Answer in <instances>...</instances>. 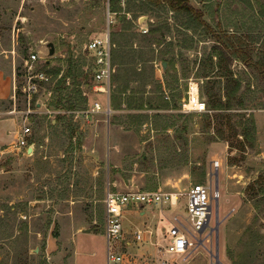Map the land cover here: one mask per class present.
<instances>
[{
	"label": "rangeland",
	"instance_id": "1",
	"mask_svg": "<svg viewBox=\"0 0 264 264\" xmlns=\"http://www.w3.org/2000/svg\"><path fill=\"white\" fill-rule=\"evenodd\" d=\"M189 3L214 31L238 35L251 47L253 61H264V0ZM114 10L108 26V0H0V53L11 52L5 61L13 62L20 75L14 82L18 89L30 53L39 57L35 68L50 78L51 71L66 70L69 58L93 74L84 47L107 32L114 68L111 113L77 125L83 142L70 141L61 127L50 126L54 116L45 112L51 98L48 82L32 98L33 113L26 123L33 152L17 149L15 140L0 153V264H72V236L86 229L93 232L76 237L75 264H106L103 199L108 190L215 188L214 162L219 163L217 233L213 202L202 245L189 254L161 255L156 247L135 242L127 249L121 240V261L109 264H264V83L257 72L232 61L228 69L239 86L227 100L226 87L231 86L213 57L215 43L192 17L147 0H119ZM48 43L54 47L52 56ZM132 66L139 77L129 82L121 96L125 103L114 110L120 78ZM190 81L198 83L206 112L181 110ZM93 86L91 79L85 87L88 98L95 95ZM95 96L105 107L106 96ZM126 101L142 108H130ZM10 106L13 99L0 103L4 110ZM15 106L19 112L26 108L21 93ZM12 116L21 127L20 114ZM147 208L151 211L143 218L125 211L122 225L131 232L127 239L132 241V232L145 224L168 227L159 207ZM184 208L183 199L164 212L184 214Z\"/></svg>",
	"mask_w": 264,
	"mask_h": 264
},
{
	"label": "built area",
	"instance_id": "2",
	"mask_svg": "<svg viewBox=\"0 0 264 264\" xmlns=\"http://www.w3.org/2000/svg\"><path fill=\"white\" fill-rule=\"evenodd\" d=\"M111 13L108 11V26L113 23ZM146 29L141 28V33H146ZM112 44L110 42L109 32L103 36L92 38L87 42L84 49L87 52L93 65L92 83L93 91L106 96V105L102 106L97 100H93L91 105L83 110L59 111L48 110L46 114L55 116L57 114H67L72 116L73 121L77 119L87 120L90 116L103 113L106 118L109 117L111 110L109 107V92L111 76L114 68L111 65ZM39 57L35 53H30L22 63L23 80L22 86L18 89L13 86V107L8 112L9 115L20 114L22 126L17 132L15 146L17 149H32L34 144L30 141L31 129L26 125L28 116L33 113L31 109L32 98L39 93L41 84L48 83L50 77L44 72L35 68V63ZM20 92L26 100V108L24 111H17L15 106V96ZM86 96V94L84 93ZM183 112L203 113L206 112L205 103L199 97V85L190 81L187 84L185 97L180 103ZM28 153V154H29ZM213 169L217 172L219 163H213ZM209 175H213L211 172ZM218 190L211 184H194L187 191L181 193L179 191H140L129 190L126 192L105 193L103 204L104 214V236L107 242V263H119L121 256L117 252L118 244L123 238L122 218L123 211L129 205H137L141 207L157 206L160 211H170L176 208L179 203L185 200V213L171 214L165 218L168 222L167 228H162L157 236L148 228L135 229L131 236L135 243H147L156 247V251L161 255L173 257H182L192 252L197 246L202 245L199 240L202 233L208 228L209 220L212 214V204L218 200ZM113 243H117L115 247ZM164 263V261H162Z\"/></svg>",
	"mask_w": 264,
	"mask_h": 264
},
{
	"label": "trees",
	"instance_id": "3",
	"mask_svg": "<svg viewBox=\"0 0 264 264\" xmlns=\"http://www.w3.org/2000/svg\"><path fill=\"white\" fill-rule=\"evenodd\" d=\"M147 1L154 4L155 6L163 4L172 13H183L192 17L198 23V25L203 27L206 33L212 37L215 43L213 47V57L216 59L217 67L221 65L224 67L225 74L227 76L226 84L231 86L230 90L228 87H226L227 100L232 97L239 86L238 82L232 79L231 73L228 69L230 62L232 61H238L244 67L257 72L259 78L264 83V61H253L251 47L238 35L214 31L203 19V13L201 10L195 9L189 3V0ZM118 2L119 0H108V8L110 12H116L114 10V4H118ZM16 70H18V68ZM124 72V76L120 78V89H118V92L113 96L112 99V109L114 110L118 109L122 103H125L122 101L123 99L121 96L128 90L129 82L136 81L137 77H139V73L135 71L134 66L128 69L125 68ZM50 74L52 77L50 78L49 82L52 86L49 88V92L51 94L50 102L47 104V108L49 110L71 111L83 110L87 107L88 97H86L84 93L86 92L85 87L89 86L90 80L92 78L91 72L80 70L77 67L76 62L69 58L68 66L66 70L62 72V74H60V69L51 71ZM15 75L16 77L20 76L17 71L15 72ZM19 94L20 92H17V95ZM138 99H140V102L142 101V98ZM126 103L130 108H142V105L132 106L129 101H126ZM54 118L55 124H50V126L61 127V129L67 133L66 138H69L70 141L72 138H75L77 143H79L80 133L77 126L72 121L71 116L59 114ZM261 179L264 181V178Z\"/></svg>",
	"mask_w": 264,
	"mask_h": 264
},
{
	"label": "crops",
	"instance_id": "4",
	"mask_svg": "<svg viewBox=\"0 0 264 264\" xmlns=\"http://www.w3.org/2000/svg\"><path fill=\"white\" fill-rule=\"evenodd\" d=\"M8 53L10 54L11 52L10 51L8 52V51L3 50L0 53V56H2V57H0V103L12 99L13 85H14L15 76H16L15 75V72H14V66H13L14 64H13V62L11 63V61H8V62L5 61L6 58H8ZM6 68H8L7 71L5 70ZM111 86H112V83L110 85V88H111ZM97 94H101V93H95V95H97ZM95 95L88 98V105L87 106L91 105V103H92L93 100H96V96ZM86 97H88V96L86 95ZM110 104L111 103H110V92H109V107H111ZM38 106H39V104L36 105V107H38ZM11 109H12V106H10V109H8V110H4V109H2L0 107V153L2 152V150L4 149L5 146H7V145H13L15 143V140H16V137H17V132L20 129V126L17 125V122L15 120L16 118L13 117L12 115H9L8 114V112ZM99 114H102V113H99ZM57 115H59V114H57ZM65 115H67V114H65ZM96 115H98V114H96ZM71 119L73 121L72 116H71ZM82 121H84V120L77 119V120H75L73 122L77 126ZM50 123L52 125L55 124V118L54 119H51L50 120ZM80 130H81V128H80ZM79 141H82L83 142V137L81 135H80ZM33 149H32V152H33ZM26 152L29 153L30 150L27 149ZM168 184L169 183L166 182L164 185L167 186ZM158 190H160V191H166V190H162V188H160V187H158ZM152 191H157V190H152ZM148 210H150V209H148L147 207H141V206H137V205H129L123 211V216L125 214V211H128V212H130V215H136L137 217L143 218V217H145L146 212ZM160 215H161V218L164 219V220H165L166 217L169 216V214L167 215V213L164 212V211L163 212L160 211ZM145 228H148L151 231H153V233L155 234V236H157L158 233L161 232V230H160L161 228L160 227H155L154 229H151L149 226H146V224H145L144 229ZM91 232H93V231H90V233ZM90 233H82V232L81 233H78V232H76L72 236V242L74 244V252H73V255H72V264H75V261H74L75 254H77L76 247H75L76 237L78 236V234H84L85 236H88ZM94 233H96V232H94ZM130 233L131 232L130 231H127L124 228V226H123V238H122V240L124 241L123 243H124V245L126 246L127 249L130 248L131 245H133V241L127 239L128 238L127 237V234H130ZM85 247H86V245H85ZM88 252H90L89 249L87 250V253ZM93 254L94 253L91 252V256H93ZM90 264H95V262H93V263L90 262ZM106 264H108L107 263V260H106Z\"/></svg>",
	"mask_w": 264,
	"mask_h": 264
},
{
	"label": "water",
	"instance_id": "5",
	"mask_svg": "<svg viewBox=\"0 0 264 264\" xmlns=\"http://www.w3.org/2000/svg\"><path fill=\"white\" fill-rule=\"evenodd\" d=\"M47 48H48V55L52 56L54 53V47L52 43H48L47 44ZM162 67L163 69L165 68V63H162ZM30 150V149H28ZM217 172L214 173V177H215V189H217ZM215 220H216V227L214 229L215 233H217V225H218V204L217 201L215 202ZM90 229H86L83 230L84 233H90ZM214 259L216 262H218V250L216 249L215 251V255H214Z\"/></svg>",
	"mask_w": 264,
	"mask_h": 264
}]
</instances>
